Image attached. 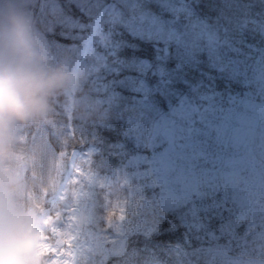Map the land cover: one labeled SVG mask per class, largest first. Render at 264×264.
Returning a JSON list of instances; mask_svg holds the SVG:
<instances>
[{
  "label": "rangeland",
  "instance_id": "1",
  "mask_svg": "<svg viewBox=\"0 0 264 264\" xmlns=\"http://www.w3.org/2000/svg\"><path fill=\"white\" fill-rule=\"evenodd\" d=\"M66 1L67 4L73 1L78 13L74 14L70 6L67 9L69 13L58 18L57 14L62 13V8L57 7L56 1L47 0L42 5L43 10H51L50 13L56 15L57 19L46 24L48 35L39 31L36 33L46 45L50 60L64 63L75 73L76 82L67 97L56 102L51 123L18 130L16 150L26 158L27 163L22 168L14 167L22 185L23 198L29 195L36 179L33 176L28 180L33 169H39L42 163L43 176L40 179L42 183H50L44 202L39 203L38 196H35V199L31 197L33 204L29 205L38 206L46 214L39 245V264H105L110 255L121 252L124 247L127 228L123 226L122 220L128 208L125 203L136 205L134 196L144 184L159 182L164 186L165 208L174 199L187 198L185 190L167 179L168 171L179 162L175 159L178 153L174 147L175 137L172 135V145H168L171 141L165 132L166 128L170 127L172 134L176 128H187L188 124L179 123L181 117L203 118L204 123L209 125L206 142H203V136L198 138L202 143L196 149L192 163L193 180L204 195L217 181H228V170L234 165L221 164L215 144L232 141L235 147L246 148L253 153L261 152L264 148V144L260 143L261 140L264 142V105L247 101L251 113L231 117L230 110L219 108L214 96L209 94L201 96L200 100H205L204 108L198 109V104L193 108L197 110L195 114L191 109L195 102L182 99V105L174 107L169 116L150 121L156 107L153 103L145 102L143 97L151 90L140 83L141 87L136 89L140 96L134 97V103L127 106L126 112L133 119L132 133L137 137V145L145 150L126 158L111 176L98 174L93 165L97 153V144L92 136L97 126L95 120H99L101 126L104 117L100 111L107 102L119 97L114 88L108 87L106 77V72L114 70L120 60L106 58L110 55L107 51L113 45L111 30L126 28L131 34L142 38L175 43L180 49L176 73L183 66L192 65L195 52L201 49L208 50V56L212 57L208 58L211 65L225 69L230 75L244 74L246 69L241 61L230 60L226 53L223 61L219 58V50L225 41H220L202 20L193 15V5L197 0ZM145 1L158 4L167 14L164 16L155 9H145ZM54 34L65 40L56 39ZM229 45V51L235 49L232 43ZM176 73L162 77L155 89L163 90L169 83L174 84L172 77ZM173 119L176 122L171 125ZM234 120L237 121L235 125ZM145 137L147 142L143 146ZM53 141H68L67 145L72 144L73 147L64 155L62 173L52 180L50 174L60 156ZM246 157L247 154L243 153L236 162H243ZM25 176L28 181L24 180ZM251 176L249 174L244 182L247 196L258 185L253 183ZM119 186L123 188L122 191L118 190ZM108 187L114 189L113 194L112 190H105ZM124 194L127 195L125 198ZM146 206L151 208L149 203ZM56 236L64 241L60 247L52 241Z\"/></svg>",
  "mask_w": 264,
  "mask_h": 264
},
{
  "label": "trees",
  "instance_id": "2",
  "mask_svg": "<svg viewBox=\"0 0 264 264\" xmlns=\"http://www.w3.org/2000/svg\"><path fill=\"white\" fill-rule=\"evenodd\" d=\"M45 1L47 0H0V10L12 8L20 11L29 19L35 31L47 35L46 24L54 22L57 16L59 18L63 14H68V7H72L74 14L78 13L73 1L67 4L66 0H52L62 8V13L53 15L50 13L51 10L48 12L43 10L42 5ZM196 12L206 20L208 25L211 24L220 38L236 39L241 50L250 48L247 53L252 68L251 82H247L246 85L245 76L233 79L220 73L217 68L208 66L205 63V56L199 54L195 68L186 69L181 76L176 77L175 85L168 87L163 93L153 95L161 113L166 108V103L169 106L175 104L182 95H187L191 89L197 87H212L218 94L224 95L226 92L239 91L243 93L252 91L256 94L252 84L260 75L259 64L264 61V0H201ZM111 32L113 47L108 50L107 54L110 53V55H107V58L120 60L117 62L118 73L112 75L110 82L114 83L118 78H122V82L117 85L120 92L119 98L109 103L110 109L107 112L108 117L104 120V127L96 126L98 128L97 148L100 151L96 155L98 159L96 162L97 165L100 164L99 171L103 173H107L129 154L145 150L135 145V136L128 122L125 105L129 103L132 89L139 79L154 84L155 77L160 78L163 74L166 76L176 66L178 58V49L174 43L153 44L129 34L127 30H122L120 34L114 30ZM54 36L56 39L65 40L58 34ZM144 63L151 66L147 70H153V76H145ZM54 145L60 146L55 142ZM144 145H146L145 140ZM70 146L73 147V145ZM160 187V185H153V187L144 185L136 193L135 197L139 199L138 204L127 209L128 214L126 213L123 221L131 227L139 226V228L129 232L123 252L111 255L107 264H193V261L196 264H223L211 261L208 255L210 248H216V246L219 248L221 244L223 246L237 245L235 248L240 249L244 257L255 258L264 264V216L262 215L264 208L262 209L258 203L244 210L241 197L237 198L238 192L232 193L231 188L214 196L207 194L203 197L204 204L217 203L221 211L225 204L227 205L229 215L224 214L227 224L233 215L237 217L240 212L239 227L228 226L229 228L224 227L223 232H219L215 222L203 231L202 240L187 242L185 239L189 233L179 224L178 218V212L183 213V209L160 212L154 218L136 208L141 204V200L143 205L145 201L155 202L156 206L161 198ZM26 199L27 197L22 199L24 203ZM158 217L159 220L156 221ZM201 217H207V213H203ZM250 222L254 224L252 227L249 225ZM227 230L234 233L230 241H227ZM197 251L203 253V257L195 258L194 254Z\"/></svg>",
  "mask_w": 264,
  "mask_h": 264
},
{
  "label": "clouds",
  "instance_id": "3",
  "mask_svg": "<svg viewBox=\"0 0 264 264\" xmlns=\"http://www.w3.org/2000/svg\"><path fill=\"white\" fill-rule=\"evenodd\" d=\"M76 75L50 60L29 19L0 10V264H39L46 214L21 198L16 150L21 127L51 123L55 105L73 89Z\"/></svg>",
  "mask_w": 264,
  "mask_h": 264
},
{
  "label": "snow or ice",
  "instance_id": "4",
  "mask_svg": "<svg viewBox=\"0 0 264 264\" xmlns=\"http://www.w3.org/2000/svg\"><path fill=\"white\" fill-rule=\"evenodd\" d=\"M200 124H203L204 128L209 127L208 124L204 123V119L201 118L199 120L192 119L188 123L187 128L179 127L174 130L172 134L175 137L174 147L178 149L175 159L179 163L176 167L170 169L167 175V179L171 183L187 192V199L181 205V208L186 214L193 215L194 217H199L209 211V206L202 204L204 198L199 186L195 184L192 174L193 156L200 143H202L198 138L203 136L205 138L203 142H206L209 134L201 127H197ZM227 212L228 208L225 204L220 215L223 216Z\"/></svg>",
  "mask_w": 264,
  "mask_h": 264
}]
</instances>
